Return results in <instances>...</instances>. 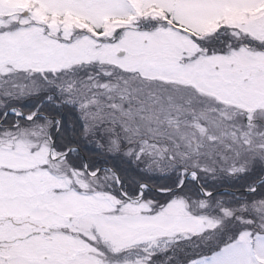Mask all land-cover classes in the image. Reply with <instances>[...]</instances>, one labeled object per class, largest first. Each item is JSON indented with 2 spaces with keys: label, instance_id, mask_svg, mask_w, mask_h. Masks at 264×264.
Wrapping results in <instances>:
<instances>
[{
  "label": "snow or ice",
  "instance_id": "obj_1",
  "mask_svg": "<svg viewBox=\"0 0 264 264\" xmlns=\"http://www.w3.org/2000/svg\"><path fill=\"white\" fill-rule=\"evenodd\" d=\"M0 264H264V0H0Z\"/></svg>",
  "mask_w": 264,
  "mask_h": 264
}]
</instances>
